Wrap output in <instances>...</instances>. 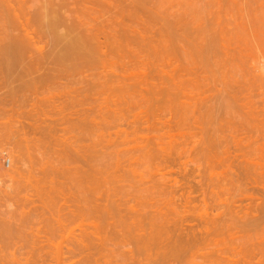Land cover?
I'll use <instances>...</instances> for the list:
<instances>
[{"label":"rangeland","instance_id":"obj_1","mask_svg":"<svg viewBox=\"0 0 264 264\" xmlns=\"http://www.w3.org/2000/svg\"><path fill=\"white\" fill-rule=\"evenodd\" d=\"M20 1L0 0V40L19 35L11 20L27 17L43 51L32 50L16 70L0 62L1 244L18 243L11 254L19 264H158L159 250H149L152 258L144 249L159 233L156 244L198 239V254L183 264H254L252 242L263 228L255 238L252 223L264 202L253 190L249 136L264 132L254 127H264V0H29L27 8ZM86 20L107 37L99 36L106 52L97 45L96 61L76 66L53 35L76 36ZM66 203L90 211V220L73 218Z\"/></svg>","mask_w":264,"mask_h":264},{"label":"bare ground","instance_id":"obj_2","mask_svg":"<svg viewBox=\"0 0 264 264\" xmlns=\"http://www.w3.org/2000/svg\"><path fill=\"white\" fill-rule=\"evenodd\" d=\"M20 1V0H19ZM24 1V5H25V3H27L26 1H29V0H23ZM64 1V0H63ZM81 1V0H80ZM21 2V1H20ZM19 2V3H20ZM82 2V1H81ZM85 2H87L86 0H85ZM90 2V1H89ZM109 2V1H108ZM18 3V4H19ZM22 3V2H21ZM20 3V4H21ZM4 3H2V5H3ZM7 3H5V5H6ZM17 4V5H18ZM59 4V3H58ZM68 4H70V3H68ZM77 4H81V3H77ZM8 5V4H7ZM27 5V4H26ZM26 5H25V7H26ZM30 5V4H29ZM32 5V4H31ZM55 5H57V4H55ZM64 4H62L61 6H63ZM85 5V4H84ZM88 5H89V3H88ZM28 6V5H27ZM5 8H6V6H4ZM29 7H31V6H29ZM36 7V6H35ZM55 7H58V6H55ZM54 7V8H55ZM71 7V6H70ZM70 7H69V9H70ZM8 8V7H7ZM27 8V7H26ZM39 9H40V7H38ZM37 8V9H38ZM59 9H61L60 8V6L58 7ZM31 9L32 8H30V11H31ZM34 9V8H33ZM36 9V10H37ZM71 9H73V8H71ZM19 10V9H18ZM25 10V9H24ZM68 10V9H67ZM79 10H81V9H79ZM87 10V9H86ZM91 10V9H90ZM9 11V10H8ZM11 11H13V10H11ZM29 10H27L26 12H28ZM34 11V10H33ZM89 11V10H88ZM20 12V11H19ZM36 12V11H35ZM71 12H72V10H71ZM70 12V13H71ZM76 12V11H75ZM25 13V12H24ZM23 13V14H24ZM30 14L32 13V12H29ZM29 13H27V14H24V16L25 15H28L29 16ZM39 15L38 16H40V12H37ZM62 13H63V9H62ZM70 13H68V15L65 13V11H64V17L67 15V16H70L69 14ZM79 13V12H78ZM6 14V13H5ZM15 14V13H14ZM34 14V13H33ZM32 14V15H33ZM122 14H124V13H122ZM121 14V16H123ZM17 15V14H16ZM5 16V15H4ZM38 16H36L37 18H40L39 20L38 19H34L36 22L35 23H37L38 21H40L39 23V26H42V29H43V25L44 24H41V17H38ZM48 16L49 17H51L50 16V14H48ZM53 16V15H52ZM55 16V15H54ZM77 16V15H76ZM79 16V15H78ZM120 16V17H121ZM7 17V16H6ZM55 17H57V15L55 16ZM81 16H79V18L77 19L78 21L80 20V19H82V17L80 18ZM93 17H96V16H93ZM119 17V18H120ZM124 17V16H123ZM123 17H121L120 18V20H122L123 19ZM133 17V16H132ZM132 17H130L131 19H134V18H132ZM3 18V17H2ZM13 18V17H12ZM17 21H19V24L17 23V21H15V20H11V22L12 21H14V22H16L15 23V25H13V23L10 25L11 27H12V25H13V28H14V31H18L19 33V35H17L16 37H12V36H10V35H8V37H7V35H6V37L8 38V39H6L5 37L3 38V39H1L0 40V45L4 42V41H6V40H8V42L6 41V42H4L3 44L4 45H1L2 47H0V62L2 63H0L1 65H3L4 67L3 68H6L7 69V71L9 70V71H12V69H14V70H16V69H18V67H19V63L24 59V58H26V59H29V57H30V55L29 54H31L30 52H32V50H33V53H34V51H35V49H37V50H40V51H43V47L42 48H40V47H38L39 46V44H40V41L39 40H42L41 38H40V36H39V34H41V32H36V29H34L33 30V27L32 26H30V24H29V20H30V18H29V20L27 19V17H26V20H24V19H20L19 18V16L18 17H14ZM13 18V19H14ZM32 18H34L33 16H32ZM90 18V17H89ZM9 19H10V17H9ZM48 19V18H47ZM53 19V18H52ZM55 19V21H53L52 23H54V22H58V20L60 21V19H57V18H54ZM53 19V20H54ZM96 19V18H95ZM112 19V18H111ZM116 19V18H115ZM34 20L32 19V21L34 22ZM97 20V19H96ZM144 20V19H143ZM158 21L159 20H161V19H157ZM165 20V19H164ZM68 21H70V20H68ZM67 21V22H68ZM75 21H76V19H75ZM77 21V22H78ZM81 21H83V20H80V22H78V24H77V26L78 25H80L79 23H81ZM88 20H86V22H87ZM91 21V20H90ZM95 21V20H94ZM99 21V20H98ZM98 21L97 22H95V23H98ZM109 21V20H108ZM112 21V20H111ZM117 21V20H116ZM136 21H137V19H136ZM142 21V20H141ZM145 21V20H144ZM162 21H163V19H162ZM77 22H75L73 25L75 26V24L77 23ZM86 22H83L82 24H83V27L85 26V28H83V29H80V34H78V35H76V36H71V34L70 33H72L70 30H68L67 32L66 31H63V32H65V33H63L62 31V33L61 34H59L58 36H57V34H58V32H56L55 30H54V28H53V31H55L57 34H56V36L55 35H53L54 34V32L52 31V30H50V31H52V33H51V35H53L54 37H56V40L57 41H66V43L65 44H63V45H65V49L68 51L67 53H65L64 52V54H63V56H65V57H67V55H68V57L66 58V60H67V62H70L71 61V63L72 64H75L76 63V66H77V61H81V62H87L86 64H88L89 62L91 63V64H93L92 63V61L94 62V61H96L95 59L97 58H94L93 56H92V53L91 52H95L96 53V51H97V45H98V49H99V52L100 53H103L104 51L106 52V50H102V47L104 48L107 44H105V43H101L102 41H100L99 39H100V37H102V39H103V37L106 39L107 37H105L102 33V35L100 36V35H98V33H100L99 31H98V29H96L95 27H94V25H92L91 27H90V24L89 23H91V22H87L88 24H85ZM120 22V21H119ZM146 22V21H145ZM153 22V21H152ZM60 24L62 23V22H59ZM92 23H94V22H92ZM121 23V22H120ZM122 23H124L123 21H122ZM139 23H140V21H139ZM137 24L139 27L141 26V28L139 29V30H141L142 29V27H143V25L142 24ZM142 23V22H141ZM144 23V22H143ZM164 23H166V22H164ZM163 23V24H164ZM56 24V23H55ZM63 24V23H62ZM67 24V23H66ZM81 24V25H82ZM99 24L101 25V23L99 22ZM105 24H107V23H105ZM112 24V23H111ZM167 24H170V23H167ZM167 24H164V25H166L167 26ZM33 25H35L34 23H33ZM37 25H38V23H37ZM46 25V24H45ZM52 25V24H51ZM104 25V24H103ZM119 25V24H118ZM171 25V24H170ZM38 26V27H39ZM50 26V25H49ZM62 26V25H61ZM61 26H59V27H61ZM72 26V25H71ZM73 26V27H74ZM105 26V25H104ZM137 26V27H138ZM165 26V27H166ZM169 26V25H168ZM32 27V28H31ZM38 27H37V29H38ZM91 29H90V28ZM102 27V26H101ZM121 27V26H120ZM119 27V28H120ZM171 27V26H170ZM169 27V28H170ZM46 28V27H45ZM99 28V27H98ZM103 28V27H102ZM106 28V26L103 28V29H105ZM119 28H118V30H119ZM123 28H124V26H123ZM144 28V27H143ZM148 28V27H147ZM151 28H152V26H151ZM167 28V27H166ZM168 28V29H169ZM1 29V28H0ZM40 29V30H39ZM37 31H41V27L39 28ZM56 29H57V27H56ZM59 30H60V28H58ZM112 29V28H111ZM133 29V28H132ZM138 29V28H137ZM137 29L135 28V30L137 31ZM174 29V28H173ZM172 29V30H173ZM5 30V29H4ZM44 30V29H43ZM99 30H100V28H99ZM121 30V29H120ZM120 30H119V32H120ZM134 30V29H133ZM133 30H130V32L133 34V32H135V30L133 31ZM139 30L137 31V32H135L134 34H138V35H141V33H145V31H146V28H144V32L141 30L140 32H139ZM172 30H170V31H172ZM76 31V30H75ZM74 31V32H75ZM78 31V30H77ZM82 31V32H81ZM83 31H85V32H83ZM122 31V30H121ZM154 31H155V29H154ZM4 32V31H3ZM73 32V33H74ZM102 32V31H101ZM105 32V31H104ZM113 33H114V31H112ZM111 32V33H112ZM124 32V31H123ZM127 32V31H126ZM139 32V33H138ZM168 32H169V30H168ZM45 33H47V31L45 30ZM76 33V32H75ZM82 33H84V34H82ZM86 33V34H85ZM117 33V32H116ZM158 33V32H157ZM157 33H155V35L157 34ZM170 33H173V32H170ZM5 34V33H4ZM87 34H89V35H87ZM104 34H106V33H104ZM118 34V33H117ZM120 34V33H119ZM136 34V35H137ZM1 35V34H0ZM73 35V34H72ZM113 35V34H112ZM121 35V34H120ZM124 35V34H123ZM123 35H122V37H123ZM131 35V34H130ZM136 35H134V36H136ZM5 36V35H4ZM52 36V37H53ZM100 36V37H99ZM141 36H145V35H141ZM154 36V35H153ZM2 37V35L0 36V38ZM39 37V38H38ZM51 37V38H52ZM115 37V36H114ZM118 37V36H117ZM119 37H121V36H119ZM145 38H146V36H145ZM43 39H45V37L43 38ZM55 39V38H54ZM101 39V40H102ZM110 39V38H109ZM144 39V38H143ZM161 39V38H160ZM163 39V38H162ZM165 39V38H164ZM45 41V40H44ZM100 41V42H99ZM108 40H106V41H104V42H107ZM160 42H161V40H159ZM165 41H167V40H165ZM41 42H43V41H41ZM162 42H164V41H162ZM48 43V42H47ZM60 43V42H59ZM116 43V42H115ZM121 43V42H120ZM119 43V44H120ZM168 43V42H167ZM45 44H46V42H45ZM94 44H96V47H95V49H94V47H93V45ZM102 44H105V45H102ZM123 44V43H122ZM121 44V45H122ZM58 45V44H57ZM56 45V46H57ZM116 45V44H115ZM46 46H48V45H46ZM45 46V47H46ZM49 46H50V44H49ZM59 47L60 46H58V48H56V49H59ZM108 47V46H107ZM49 48V47H48ZM61 48H63V47H61ZM106 48V47H105ZM50 49V48H49ZM46 50V49H45ZM51 51V50H50ZM57 51V50H56ZM103 51V52H102ZM54 52V51H53ZM87 52H89L88 54H86ZM69 53V54H68ZM206 53H207V51H206ZM35 56L37 55L36 54V51H35ZM41 54V53H40ZM40 54H39V56H40ZM204 54V53H203ZM211 53L209 52V55H210ZM71 55V56H70ZM74 57H73V56ZM207 55V54H206ZM25 56V57H24ZM29 56V57H28ZM35 56H34V58H35ZM49 56H50V54H49ZM36 57H38V56H36ZM70 57H71V59H70ZM78 57H79V59H78ZM92 57L94 58V60L92 59ZM43 58V57H42ZM76 58V59H75ZM99 58V57H98ZM32 59V58H31ZM36 59H38V58H36ZM36 59H32L31 61L32 62H34V60L36 61ZM65 59V58H64ZM68 59H70V61H68ZM78 59V60H77ZM92 59V60H91ZM41 60V59H40ZM39 60V61H40ZM72 60H74V61H72ZM76 60V61H75ZM91 60V61H90ZM30 60L29 61H27V62H31ZM38 61V60H37ZM145 61V60H144ZM31 62V63H32ZM74 62V63H73ZM89 63V64H90ZM145 63V62H144ZM79 64V63H78ZM81 64V63H80ZM17 65H18V67H17ZM28 65H29V63H28ZM16 66V67H15ZM71 66H74V65H71ZM76 66H74L75 68H76ZM16 69H15V68ZM21 67V66H20ZM25 67V66H24ZM34 67V66H33ZM79 67V66H78ZM77 67V68H78ZM92 67V66H91ZM74 68V69H75ZM76 68V69H77ZM23 69V68H22ZM31 69H32V67H31ZM79 69H81V66L79 67ZM79 69H77V70H79ZM76 70V71H77ZM82 70H83V72L84 73H86V69H85V71H84V68H82ZM82 70H80L79 71V75L80 74H82V73H80ZM89 69H87V72H89L88 71ZM26 71V70H25ZM29 71H30V69H29ZM38 71V70H37ZM73 71H75V70H73ZM261 71V70H260ZM261 72H263V71H261ZM264 74V73H263ZM83 75V74H82ZM264 76V75H263ZM263 80H264V78H263ZM264 119V118H263ZM259 120L260 121V123L263 121L264 122V120ZM257 122V121H256ZM263 123H261V124H259L260 125V127L259 126H257L258 125V122H257V125L256 126H254V127H258L259 129H261V127H262V129H264V127H263V125H262ZM262 125V126H261ZM255 128V130H256V132H258V129H256ZM261 129V130H262ZM255 130L253 129L252 130V132L254 131L255 132ZM263 131V130H262ZM262 131H260L259 130V132H261V133H254V135L253 134H251L252 136H249L250 138L249 139H251V142H252V144H251V142H250V149L252 150L253 148H254V153H250L251 154V156L253 155L254 156V160H253V164L251 165V163L249 164V167H250V173L252 174L251 176H252V185H253V190L255 189L257 192H259V196L258 195H256V193L257 192H255V190H254V194L256 195L255 197H257L258 199H256L254 196V198L256 199V201L257 200H260L261 201V205H262V203L264 202V132H262ZM252 137V138H251ZM253 140V141H252ZM250 150V151H251ZM253 158V157H252ZM75 159V158H74ZM78 159V158H77ZM250 159H251V157H250ZM10 161V160H9ZM12 161V160H11ZM66 161H69V160H66ZM79 161V160H78ZM78 161H76V159H75V162H72V163H74V165H75V163L76 162H78ZM82 162H83V160H82ZM57 163H59V162H57ZM69 163V162H68ZM84 163V162H83ZM9 164H10V162H9ZM56 164V163H55ZM61 165H62V163H60ZM60 164H57V165H59L60 166ZM80 164H82V163H80ZM86 164V163H85ZM88 164V163H87ZM11 165H12V163H11ZM10 165V166H11ZM77 165V164H76ZM84 165V164H83ZM9 166V167H10ZM56 166V165H55ZM62 167V166H61ZM64 167H66V165L64 166ZM68 167V166H67ZM12 168V167H11ZM60 168V167H59ZM75 168V167H74ZM77 168V167H76ZM75 168V169H76ZM80 168V167H79ZM54 168L52 167V170H53ZM58 169V168H57ZM62 169V168H61ZM61 169H58V171H60ZM64 169V168H63ZM69 169H71V167L69 168ZM78 169V168H77ZM77 169L76 170H74V169H71V170H73V171H76V172H78L77 171ZM81 169V168H80ZM82 169H83V167H82ZM94 169V168H93ZM92 169V170H93ZM247 171V168H245L244 169V171ZM54 171L55 172H57L56 173V175L58 174V171L56 170V168L54 169ZM248 171V172H249ZM51 172H53V171H51ZM60 172H62V170L60 171ZM67 172V171H66ZM79 172H82V171H80L79 170ZM78 172V173H79ZM64 173V172H63ZM68 173H70L69 172V170H68ZM67 173V174H68ZM84 173V172H83ZM247 173V172H246ZM81 174V173H80ZM102 174V173H101ZM248 174V173H247ZM55 175V174H54ZM63 175H66V174H63ZM62 175V176H63ZM83 175V174H82ZM85 175V174H84ZM249 175V174H248ZM73 176V175H72ZM90 175L88 174V177H89ZM57 177V176H56ZM64 177V176H63ZM58 178H59V176H58ZM87 178V177H86ZM93 178V177H92ZM104 178V177H103ZM90 180H91V177L89 178ZM105 179V178H104ZM88 180V179H87ZM108 180V179H107ZM93 181V180H92ZM105 182H106V180H104ZM90 182V181H89ZM101 182V181H100ZM52 184H53V181L51 182ZM50 183V184H51ZM96 184V183H95ZM94 185V184H93ZM97 185V184H96ZM101 185V184H100ZM52 186V185H51ZM54 187V186H53ZM93 187V186H92ZM51 188V187H50ZM91 188V187H90ZM101 188V187H100ZM52 190V189H51ZM57 190H60V189H57ZM56 190V191H57ZM96 190H97V187H96ZM152 190V189H151ZM52 191H55V190H52ZM94 190H92V192H93ZM153 191V190H152ZM91 192V193H92ZM99 192V191H98ZM105 192H107V191H105ZM71 193V192H70ZM69 193V194H70ZM90 193V192H89ZM59 194V193H58ZM100 194V193H99ZM109 194H110V192H109ZM108 194V195H109ZM156 194V193H155ZM161 194H163V193H161ZM160 194V195H161ZM48 195H50V194H48ZM72 195V194H71ZM87 195H89V194H87ZM91 195V194H90ZM100 195H103V193L102 194H100ZM100 195H98V197L100 196ZM152 195V194H151ZM86 196V195H85ZM107 196V195H106ZM155 196V195H154ZM55 197V196H54ZM56 197H57V195H56ZM61 197H63V196H61ZM68 197H69V195H68ZM73 197V196H72ZM94 197H96V196H94ZM102 197H104V195L102 196ZM156 197V196H155ZM58 198H59V196H58ZM65 198V197H64ZM67 198V197H66ZM91 198V197H90ZM93 198V197H92ZM99 198H101V197H99ZM154 198V197H153ZM158 198V197H157ZM262 198V199H261ZM61 199H63V198H60V201L61 202H63V200H61ZM68 199H70V198H68ZM78 199V198H77ZM254 199V200H255ZM48 200V199H47ZM49 200H51V199H49ZM54 200V199H53ZM58 200V199H57ZM70 200H72V199H70ZM73 200H74V198H73ZM91 200V199H90ZM93 200V199H92ZM100 200V199H99ZM98 200V201H99ZM153 200V199H152ZM154 200H156V199H154ZM263 200V201H262ZM56 201V200H55ZM54 201V202H55ZM77 201H79V200H77ZM88 202H89V200H87ZM101 201V200H100ZM102 201H104V200H102ZM161 201V200H160ZM260 201H257V202H260ZM34 202V201H33ZM32 202V203H33ZM49 202H52V201H49ZM49 202H47V203H49ZM66 201L64 200V203H65ZM68 202V201H67ZM75 202V201H74ZM86 202V201H85ZM91 202V201H90ZM96 202V201H95ZM132 202V201H131ZM155 201H153V203H154ZM257 202H255V203H257ZM41 203V202H40ZM47 203H44V204H47ZM63 203V204H64ZM69 203V202H68ZM68 203H66L67 205H70V204H68ZM77 203V202H76ZM75 203V204H76ZM79 203V202H78ZM81 203V202H80ZM79 203V204H80ZM84 202H82V204H83ZM78 204V207H80V205ZM86 204H88V203H86ZM91 204H93V203H91ZM103 204V203H102ZM101 204V205H102ZM33 205H34V203H33ZM47 205H49V204H47ZM65 205V204H64ZM98 205V204H97ZM153 205V204H152ZM54 206V205H53ZM71 207H72V205H70ZM69 206V208H68V210H70L71 211V213H69V211H68V213L74 218H76V217H80V219H83V218H86V216H85V213L83 212V210H81L80 208H78V207H75V209H74V207H70ZM77 206V205H76ZM93 206V205H92ZM126 206H128V205H126ZM139 206V205H138ZM258 206H259V203H258ZM257 206V208H259ZM263 206H264V203H263ZM82 207V206H81ZM84 207H85V205H84ZM153 207V206H152ZM156 207V206H155ZM261 207V210H260V212L262 213V214H264L263 212H264V207L262 208V206H260ZM34 208H36V207H34ZM40 208V207H39ZM63 208L64 207H62V211H63ZM96 208V207H95ZM97 208H98V206H97ZM96 208V209H97ZM108 208V207H107ZM107 208H105V209H107ZM135 208V207H134ZM37 209V208H36ZM44 209V208H43ZM60 209V208H59ZM64 209H66V208H64ZM73 209V210H72ZM93 209V208H92ZM103 208H101V210H102ZM46 210V209H45ZM51 210V209H50ZM67 210V209H66ZM91 210V209H90ZM94 210V209H93ZM98 210V209H97ZM100 210V209H99ZM156 210H159L158 208H156ZM258 210V209H257ZM257 210H255V211H257ZM38 211V210H37ZM36 211V212H37ZM87 211H89V210H87ZM162 211V210H161ZM55 212V211H54ZM58 212V211H57ZM59 212H60V214H58L59 216L61 215V209L59 210ZM58 212V213H59ZM92 212V211H91ZM102 212V211H101ZM103 212H105V211H103ZM102 212V213H103ZM107 212V211H106ZM157 212V211H156ZM155 212V213H156ZM260 212H259V215H257V216H260ZM37 213H39V212H37ZM99 213H100V211H99ZM255 213V212H254ZM258 213V212H257ZM86 214H88V213H86ZM161 214H162V212H161ZM41 215H43V214H41ZM57 215V216H58ZM89 216L91 215V213H90V211H89V214H88ZM96 215V214H95ZM30 216V215H29ZM34 216V215H33ZM32 216V217H33ZM37 216V215H36ZM67 216H69V215H67ZM70 216V217H71ZM83 216V218H81ZM85 216V217H84ZM94 216V215H93ZM159 216H160V214H159ZM164 214H163V216L161 215V217L164 219ZM253 216H254V214H253ZM261 216H263V215H261ZM26 217V216H25ZM55 217L56 216H54V219H55ZM71 217V218H72ZM88 217V216H87ZM156 217H157V215H156ZM166 218L167 217H169V216H165ZM264 217V216H263ZM263 217L261 218V219H259V220H261V222L258 220V217H257V220L258 221H256L255 219L256 218H254V221H255V223H252V224H255L254 226H252V227H254V228H257V229H255L254 230V232H255V235H254V237L256 238L257 237V235L259 234V233H262V231H259L258 232V230H261L260 228H263V233L262 234H260L259 236L260 237H257L256 239H258V240H254V238L252 239V243H253V246H252V253H251V259H253L254 260V264H264V240H261L262 238H264V227L262 226V224L260 225V226H262V227H259V229H258V227L256 226V223H257V225H259L258 223L260 222V223H262L263 222V224H264V219H263ZM31 218V217H30ZM29 218V219H30ZM39 218H40V216H39ZM43 218V217H42ZM41 218V219H42ZM63 217H57L55 220V222H57V224L59 225V227L61 228H64V221H63V219H62ZM72 218V219H73ZM91 218V217H90ZM38 219V218H37ZM79 219V218H78ZM88 219H89V217H88ZM162 219V221L164 222L165 221V223L166 222H169L170 220H171V217H170V219L168 218L167 220L168 221H166V220H163ZM74 220H76V219H74ZM86 220H87V218H86ZM90 220V219H89ZM155 220H156V218H155ZM157 220H158V218H157ZM263 220V221H262ZM1 221V220H0ZM39 221H41V220H39ZM44 221V220H43ZM83 221H84V219H83ZM172 221V220H171ZM36 222V221H35ZM86 222V221H85ZM87 222H88V220H87ZM94 222V221H93ZM92 222V223H93ZM25 223V222H24ZM32 223V222H31ZM84 223V222H83ZM159 223H161V221L159 222ZM170 223V222H169ZM7 224H8V222H7ZM6 224V225H7ZM140 224V223H139ZM163 223H161V225H162ZM11 225V224H10ZM160 225V224H159ZM171 225V224H170ZM137 226V225H136ZM141 226V225H140ZM155 226H157V225H155ZM164 228H168L167 227V225H166V227H165V224L164 225H162ZM176 226V225H175ZM256 226V227H255ZM14 227V226H13ZM152 227V226H151ZM158 227V226H157ZM160 227V226H159ZM169 227H171V226H169ZM191 227V226H190ZM189 227V228H190ZM139 228V227H138ZM143 228V227H142ZM147 228V227H146ZM145 228V229H146ZM173 228H175V227H173ZM173 228H171L172 230H173ZM188 228V229H189ZM198 228H199V226H198ZM202 228V227H201ZM253 228V229H254ZM154 229H156V227L154 228ZM161 229V228H160ZM176 230H177V228H175ZM174 229V230H175ZM192 230H193V228H191ZM205 229V228H204ZM2 231L4 230V229H1ZM17 230V229H16ZM147 230V229H146ZM145 230V231H146ZM167 230H170V229H167ZM174 230H173V233L172 234H175V232H174ZM175 230V231H176ZM182 230V229H181ZM203 230V229H202ZM207 230V229H206ZM256 230H257V232H256ZM6 231H9V230H6L5 229V231H3V233L5 232L6 233ZM39 231H41L40 229L38 230V232ZM148 231V230H147ZM153 232H155L154 230H152ZM151 231V232H152ZM187 231V230H186ZM11 232H14V231H10V233ZM42 232V231H41ZM141 232H144V231H142L141 230ZM157 232V231H156ZM160 232V231H159ZM163 232V231H162ZM169 233L171 232V231H168ZM177 232V231H176ZM191 232V231H190ZM189 232V233H190ZM193 232V231H192ZM2 233V232H1ZM0 233V234H1ZM146 233V232H145ZM158 233V232H157ZM161 233V232H160ZM200 233V232H199ZM199 233H198V235H199ZM12 234H14V233H12ZM11 234V235H12ZM39 234V233H38ZM151 234V233H150ZM154 234V233H153ZM159 234V233H158ZM157 234V236L159 237V235ZM178 234V233H177ZM180 234V233H179ZM193 234H195V233H193ZM10 236V237H14V235H10L9 234V232H8V234L6 235V236ZM147 235H148V233H147ZM167 235H169V234H167ZM166 235V236H167ZM203 235V234H202ZM1 236H2V234H1ZM0 236V237H1ZM8 236V237H9ZM36 236H38V235H36ZM141 236V235H140ZM143 236V235H142ZM145 236V235H144ZM144 236L142 237V243H144L143 242V238H144ZM150 236H152V234L150 235ZM149 236V239L151 238ZM155 236V235H154ZM163 237H165V235L163 234L162 235ZM182 236V235H181ZM192 236V235H191ZM197 236V235H196ZM201 236V235H200ZM199 236V237H200ZM263 236V237H262ZM9 237V239L11 240V238ZM156 237V236H155ZM155 237H154V240H153V237H152V242L150 241L149 243L151 244V246H153V247H151V246H148L147 245V243H146V246H147V249H144V247H142V244H140V242H138L140 245H141V248H143L144 250H146V251H148V253H149V250H150V253H151V250L154 248V249H156L157 251H158V253L160 254H158L157 253V255L158 256H161L162 258L161 259H163L162 260V263H160V264H178L180 261H181V263L180 264H183L182 262V259L183 260H185L186 261V259L185 258H187L186 256H188V254L189 253H191V254H193L192 255V257H194V255H196V254H198V251L200 250L199 249V246H200V244H197L196 243V241L198 240H190V238L187 240V238H186V240L187 241H185V240H183L182 238L183 237H185V236H182V238H181V240H183L182 242H181V240H179L180 242H178V241H176V240H178L177 239V237L178 236H175L176 238V240H172L173 239V237H172V239H171V241H167L166 242V240L164 239V241L166 242V243H164V241H162V240H160V243H158V244H156L158 241H156V240H158L157 238L155 239ZM2 238H4V237H2ZM140 238V237H139ZM148 238V237H147ZM168 238H170V237H168ZM180 238V237H179ZM261 238V239H260ZM5 239V238H4ZM8 239V241H10ZM145 239V238H144ZM167 239V238H166ZM192 239V238H191ZM194 239V238H193ZM7 240V239H6ZM5 240V241H6ZM15 240V239H14ZM137 240H139V239H137ZM146 240V239H145ZM189 241H192V242H190L189 243ZM194 241V242H193ZM255 241H257L255 244H254V242ZM147 242V241H146ZM163 242V243H162ZM187 242V243H186ZM198 242V241H197ZM4 245H2L1 244V242H0V244L2 245H0V253H3V256H1L0 255V264H6V262L7 261H11V263L12 264H19L20 262L18 261V258H17V253H18V248H16L17 246H18V243L16 244V242H15V244L13 243V241L12 242H10V243H7V241L6 242H2ZM13 243V244H12ZM137 243V242H136ZM161 243L163 244V245H161ZM201 243V242H200ZM145 244V243H144ZM144 246V245H143ZM13 247V248H12ZM151 247V248H150ZM14 248H16V249H14ZM146 248V247H145ZM4 249H8V251L7 252H9V250H10V255H11V259L9 258L10 257V255L9 256H7V255H4V254H7L6 252H3V251H6V250H4ZM14 251H13V250ZM23 248H21V249H19V251L20 250H22ZM15 252L14 254H11V253H13V252ZM17 251V252H16ZM152 252H154V250L152 251ZM150 253L148 254V255H150ZM19 254H21V253H19ZM156 254V253H155ZM155 254H154V256H155ZM21 255H23V254H21ZM158 256H156V257H158ZM149 257H152V255H150ZM152 258H154V257H152ZM149 259H151V258H148L147 260L149 261ZM156 259H158V258H156ZM155 259V260H156ZM159 260H160V258H159ZM167 260V261H166ZM172 261V262H170V261ZM187 260H188V258H187ZM256 260H258V262L256 263ZM151 261L153 262L154 260H152L151 259ZM158 261V260H157ZM161 261V260H160ZM184 261V262H185ZM150 262V261H149ZM148 262V263H149ZM176 262V263H175ZM158 263V264H159ZM150 264V263H149ZM151 264H153V263H151Z\"/></svg>","mask_w":264,"mask_h":264}]
</instances>
